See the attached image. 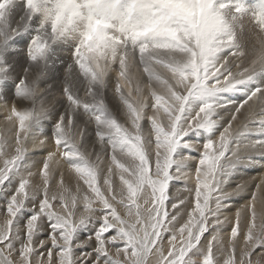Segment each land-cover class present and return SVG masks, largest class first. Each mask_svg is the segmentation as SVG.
Here are the masks:
<instances>
[{"label":"snow or ice","instance_id":"obj_1","mask_svg":"<svg viewBox=\"0 0 264 264\" xmlns=\"http://www.w3.org/2000/svg\"><path fill=\"white\" fill-rule=\"evenodd\" d=\"M262 33L244 0H0V264H264V177L231 203L264 156Z\"/></svg>","mask_w":264,"mask_h":264},{"label":"bare ground","instance_id":"obj_2","mask_svg":"<svg viewBox=\"0 0 264 264\" xmlns=\"http://www.w3.org/2000/svg\"><path fill=\"white\" fill-rule=\"evenodd\" d=\"M245 30L240 33V43L243 45L244 49H250L255 42V31L251 28L250 24L248 21H245ZM25 35V40H28L31 38L30 33H24ZM19 39V37L17 38ZM25 41H20L19 43H15L14 47L16 49H24L25 48ZM24 56L21 53L18 63L20 64L21 68L24 63ZM57 67H61L60 65H57ZM19 68L17 69V72H19ZM258 83V81H255ZM43 86V85H42ZM253 87L250 86L249 89ZM224 99H231L233 104L238 103L241 99L244 98V94L239 93V92H233L231 96L229 97L226 93L222 94ZM10 98V97H9ZM53 97H50L49 100L51 101ZM108 102L113 109H115L117 106V101L113 100L111 97V94H108L107 96ZM197 102H192L191 104L187 105V112L186 114H191V112L194 110V107ZM55 121V115H53L50 119H46L43 121V125L36 129L33 133V135H49L52 132L53 129V124ZM2 126V125H0ZM257 132H264V128L261 129H254V131L251 133L252 138L256 137ZM43 155V150H35L33 153H30V157L33 159H38L40 156ZM253 163L251 164H246L240 166L235 174L232 176V187H235V184L238 182L242 181H247L249 184L248 191L243 193L240 196L235 197L231 203L234 204V206H239L240 204L246 203L249 197L252 194V191L255 189V185L260 181L262 177H264V156L261 155H256L253 157ZM244 197V198H243ZM234 210V208H233Z\"/></svg>","mask_w":264,"mask_h":264},{"label":"rangeland","instance_id":"obj_3","mask_svg":"<svg viewBox=\"0 0 264 264\" xmlns=\"http://www.w3.org/2000/svg\"><path fill=\"white\" fill-rule=\"evenodd\" d=\"M25 36V35H24ZM33 159V158H32ZM38 159H40L39 157H38ZM38 159H35V160H38ZM175 184H176V187L177 188H183V185H184V182L183 181H176V182H174ZM172 192L174 193L175 192V189H172ZM244 198V197H243ZM0 199H2V197H0Z\"/></svg>","mask_w":264,"mask_h":264},{"label":"clouds","instance_id":"obj_4","mask_svg":"<svg viewBox=\"0 0 264 264\" xmlns=\"http://www.w3.org/2000/svg\"><path fill=\"white\" fill-rule=\"evenodd\" d=\"M258 40H264V33L259 35Z\"/></svg>","mask_w":264,"mask_h":264}]
</instances>
